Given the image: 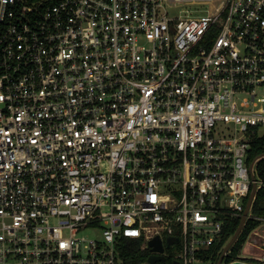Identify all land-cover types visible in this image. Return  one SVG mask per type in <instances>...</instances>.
<instances>
[{
  "label": "built area",
  "instance_id": "built-area-1",
  "mask_svg": "<svg viewBox=\"0 0 264 264\" xmlns=\"http://www.w3.org/2000/svg\"><path fill=\"white\" fill-rule=\"evenodd\" d=\"M262 134L264 0H0V264H213Z\"/></svg>",
  "mask_w": 264,
  "mask_h": 264
},
{
  "label": "trees",
  "instance_id": "trees-1",
  "mask_svg": "<svg viewBox=\"0 0 264 264\" xmlns=\"http://www.w3.org/2000/svg\"><path fill=\"white\" fill-rule=\"evenodd\" d=\"M264 152V134L257 136L252 142L251 153L253 156L258 155L259 153ZM259 170L262 175H264V158L259 161ZM264 203V186L259 188L256 194V198L253 205V210L259 213H264V208L261 207V204ZM241 217H234L225 227L224 238L221 243L218 245L217 249L213 254V264H216L221 252L223 250L224 245L230 239V237L236 231ZM259 224V220L250 218L246 221L243 226L241 233L239 234L237 240L234 242L232 247L230 248L228 254L225 256L224 263H229L232 260H235L237 257L241 255V248L243 244L246 242L249 234L252 230ZM121 255L124 257L125 262L137 264L144 260H147L150 254L149 247H143L141 239H134L129 237H124L122 240V244L120 246ZM250 257H247L248 261H255V258L249 260ZM173 257H166L164 260H160L159 264H174Z\"/></svg>",
  "mask_w": 264,
  "mask_h": 264
},
{
  "label": "water",
  "instance_id": "water-1",
  "mask_svg": "<svg viewBox=\"0 0 264 264\" xmlns=\"http://www.w3.org/2000/svg\"><path fill=\"white\" fill-rule=\"evenodd\" d=\"M261 154H264V152L260 153V155ZM252 177L255 179L254 174H252ZM256 186H257V184L254 181L253 186H252V190L250 192L249 198H248L246 206H245V209L241 215L240 223H239L236 231L234 232V234L230 237V239L224 245L223 250L221 252V255H220L216 264H224L225 256L228 254L230 248L232 247L234 242L237 240L239 234L241 233L243 226L245 224L246 218H247V214L250 210V207H251L252 202L254 200V196L256 194V189H257ZM261 207L264 208V203L261 204ZM173 239H174V237H168V239H167L168 244H170ZM149 244L151 246V250H153V251H160V252L164 251L165 247H164L162 239L159 235H156L154 238L150 239ZM247 257L248 256L242 255V259L232 260L227 264H255L251 261L246 260ZM163 259H165V255L162 253L160 254V253L153 252L149 255V260L151 261L152 264L156 263L157 260H163ZM174 264H180V263L178 260H174Z\"/></svg>",
  "mask_w": 264,
  "mask_h": 264
},
{
  "label": "rangeland",
  "instance_id": "rangeland-1",
  "mask_svg": "<svg viewBox=\"0 0 264 264\" xmlns=\"http://www.w3.org/2000/svg\"><path fill=\"white\" fill-rule=\"evenodd\" d=\"M208 5L206 3L197 4V9L194 11L196 14H201L207 11ZM251 235L246 239L243 249L241 250V254L250 257L249 260H252V256L261 254L263 252L262 248L256 247L252 242Z\"/></svg>",
  "mask_w": 264,
  "mask_h": 264
},
{
  "label": "flooded vegetation",
  "instance_id": "flooded-vegetation-1",
  "mask_svg": "<svg viewBox=\"0 0 264 264\" xmlns=\"http://www.w3.org/2000/svg\"><path fill=\"white\" fill-rule=\"evenodd\" d=\"M169 245L167 244V246L165 245V248H166V250L168 251V253L166 254V257H171V254H170V252H171V248L170 247H168ZM166 257H165V259H166Z\"/></svg>",
  "mask_w": 264,
  "mask_h": 264
}]
</instances>
